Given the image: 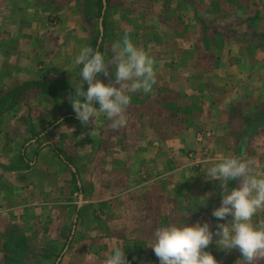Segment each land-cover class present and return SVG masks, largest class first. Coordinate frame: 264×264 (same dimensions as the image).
<instances>
[{"label":"crops","instance_id":"crops-1","mask_svg":"<svg viewBox=\"0 0 264 264\" xmlns=\"http://www.w3.org/2000/svg\"><path fill=\"white\" fill-rule=\"evenodd\" d=\"M259 2L196 3L207 16L212 14L210 20L220 16L216 9H237L225 15L233 17L224 29L222 22L203 19V25H215L209 28L214 34L197 39L193 26L198 18L191 14L190 19L187 11L195 9L191 1L182 4L179 0H101L99 9V0H0V106H13L16 100L8 95L23 83L25 89L20 93L33 88L36 93L31 102L22 99V105L30 106L35 100L39 107L35 115H22L23 124L12 126L11 130H16L11 131L12 138L3 137L0 143V264H64L72 253L78 254V259H70V263L84 264L86 252L94 256L91 251L97 243H84L81 236L96 235L101 228L111 229V223L106 221L105 225L96 218L101 213L97 206L104 207L101 203L116 194L126 192L129 204L128 196L141 189L142 197L137 200H143L144 207L133 208L134 211L126 207V218L142 219L157 213V207L166 208V194L172 195L176 205L206 203L200 205L197 213L204 212L208 205L218 207L219 183L205 178L206 167L210 166L205 161L236 156L249 161L253 171L264 176V60H260L264 50L253 44L244 50L227 45L235 35V22L251 26L252 20L260 19L264 23V2L258 5ZM180 9L186 11L185 18L178 15ZM127 10L136 11L132 16L143 19L139 26H163L151 37L146 33L132 38L135 46L155 59L152 91L176 95L183 90L197 111H183L184 120L189 123L180 126L183 118L179 114L163 113L161 96L152 102H160L154 105L156 109L150 116L157 123L153 125L150 117L138 115V122L127 127L130 129L124 136L108 129L106 139L97 125L99 119L83 125L71 107L80 80L75 56L84 46L98 50L101 39L98 32L93 35L90 26H100L102 34L103 19L106 42L113 45L122 40L126 25L137 23L127 21ZM179 16L191 31L184 34L169 28L176 25ZM205 38L211 46L204 45ZM220 40L226 44L223 50L217 47ZM83 87L86 90L87 84ZM151 92L139 94L140 104L150 98ZM45 108L48 114L44 113ZM4 113L0 108V136L5 126L2 119L7 116ZM237 125L243 128L237 129ZM113 137L117 139L111 140ZM84 179L95 195L105 190L109 193L99 201L87 200V208H94L93 212L84 213L78 201L82 197L78 187ZM73 188L79 192L71 194ZM123 188L126 191L119 192ZM176 205L175 211L166 208L160 215L177 218L180 209ZM112 208L106 210L109 215L101 213L100 217L116 218L118 210ZM85 217L93 218L89 227L83 221ZM253 219L264 221V211ZM18 220L23 225H17ZM134 223L133 219L126 220V232L131 228L133 232L138 230ZM156 225L153 222L150 227ZM16 238L19 243L15 247ZM15 249L20 254L14 258L16 253L10 251ZM91 258L85 263L92 264L94 257ZM232 264L240 263L234 260Z\"/></svg>","mask_w":264,"mask_h":264},{"label":"clouds","instance_id":"clouds-1","mask_svg":"<svg viewBox=\"0 0 264 264\" xmlns=\"http://www.w3.org/2000/svg\"><path fill=\"white\" fill-rule=\"evenodd\" d=\"M111 51L106 60L103 53L89 46L79 50L75 56L79 88L69 101L81 124L88 125L99 112L106 115L111 129L119 130L127 124L125 110L131 101L124 89L150 93L155 83L154 60L126 34L113 43ZM110 65L114 66V80L104 83L98 76H108ZM204 163L210 165L206 167L205 178L218 181L220 188V204L211 211L217 221L214 227L207 220L186 224L185 217L160 224L154 229L149 246L159 264H219L207 250L212 243L224 251L238 250L244 264H254L258 258H264V221L253 219L264 211V176L257 175L249 161L236 156ZM232 181L236 184L229 187ZM102 264H132V261L124 247L116 246Z\"/></svg>","mask_w":264,"mask_h":264},{"label":"rangeland","instance_id":"rangeland-1","mask_svg":"<svg viewBox=\"0 0 264 264\" xmlns=\"http://www.w3.org/2000/svg\"><path fill=\"white\" fill-rule=\"evenodd\" d=\"M170 0H168L169 2ZM186 1H191L195 3V9L194 11L191 10H187L189 12L188 15H190V19H191V14H193L195 17H197V23L194 24L193 26V31H194V35H196L197 39L199 36L203 37H208L211 36L212 34H214V32H211V30H209V28H215V25L213 26H207V25H203V19L206 20H210L212 16V14H210V16H207V12L203 11V9H200L199 6L196 5V3H198L199 5L202 4L204 1L206 0H179L180 3L184 4L186 3ZM210 1V0H207ZM223 2L229 3L231 2L233 5L235 4H239L240 2H254L255 0H221ZM260 1L258 3V5L264 1L262 0H257ZM214 3H217V0H213ZM220 5V3L218 4ZM186 4L183 6L185 7ZM236 12L237 9H235V7H221L220 9H216L217 14H219L220 16L218 18L214 17L212 18L210 21H216V22H222V28L224 29L225 27H227L226 25H230V21L231 19H229L230 17L233 16H229L228 18L225 17V15H227V13L229 12ZM165 12V11H164ZM185 10H178V15H180V13L183 15V18H185L186 14H185ZM206 12V13H205ZM126 14H130L129 16H126L129 20H127L128 22H132V21H136L137 23H135L134 25L131 24H127L126 25V35L130 38V40L132 41L133 37H136V39H138L140 36H144L146 35V33H149V37L152 36V34H155L157 30H161L163 28V26L161 24H154V25H147L145 24L144 26H139V23L141 20H143L142 18H137L136 15L132 16V14H136V11H132L130 12L129 10L126 11ZM175 14V13H174ZM100 15V11L98 13V16ZM260 16V14H259ZM136 17V18H133ZM210 17V18H208ZM223 17V18H222ZM161 18V16H160ZM181 16H179L176 20V25L175 26H171L169 25V28L174 29L176 32H182V33H186L189 30L191 31V27L189 26L188 23H186V20H184ZM135 19V20H134ZM104 20V25L103 26V31L102 34L100 33V26H90V28L93 31V35L96 36L97 32L99 33V39H101L99 45H98V50L103 53L107 58H109L112 54V45L110 43L106 42V30H105V19ZM251 26H243V25H236V22L233 24V29H234V34L237 36L236 39H234V36L229 39V43H227V45H233V48H237V49H242L244 50L245 48H250V47H246L249 46L251 44H253L255 47L257 46L260 50H264V23H262V21L260 19L257 20H252L250 23ZM145 27V29H144ZM230 27H228L229 29ZM140 30H142L140 32ZM235 30H237L235 32ZM116 32H121V30H117ZM244 36V37H243ZM241 37V40H240ZM250 40H246V38H248ZM205 38V43L204 45L206 47L211 46L210 42L208 41V43L206 42ZM224 38H222L223 40ZM220 40L219 42H217L218 46L220 47L222 50L225 49L224 46H226L225 43H223V41ZM111 45V46H110ZM220 45V46H219ZM236 46V47H235ZM205 47H203L204 49ZM95 50V48H94ZM205 51V50H204ZM153 59V58H152ZM154 63H155V59ZM260 60H264V56H260ZM112 67V65L109 66V68ZM114 67V66H113ZM99 79H101L104 83H109L111 80H114V74L109 72L108 76H104L103 74H99L98 76ZM6 91V90H5ZM11 90H9L8 92H10ZM125 93L131 96V101L129 103V105L127 106L126 110H125V118L126 120H130L127 122L126 126L123 128H120L119 130H113L109 127L110 125V121L106 118V115L103 113H99L97 114V120L98 121V127L102 129V133L101 136L106 138V135L108 133H110V131L108 129H111V131H116L118 133V135L121 137V133L122 136H124L123 133H126L127 127H134L135 122H138V118H136L138 115L139 116H147L150 117L154 110L156 109L154 107V105H159V103L157 104H152V102L154 101H159L160 99H164L163 103H162V110L163 113H168L170 114H174V115H180V118H183V121H181L182 123H180V126H183V124L189 123V120H184V114L182 113L183 111H189V112H193V111H197V107L196 105H192L189 103L187 97H186V93L183 92H177L179 94L177 98L175 93H165L163 92L161 95H159V93L156 91H152L151 92V96H149L150 98L148 100H146V102L140 104V100L141 98L139 97L140 93L142 92V90H137L135 92H132L130 90V88H125L124 89ZM36 93V88H33V90H31L30 92L28 91H23L22 93H19L17 96L14 97V99L16 100V102L13 104V106H11L10 104L7 106H0L1 109H3L5 111V115L2 122L5 125L4 126V132L2 133V135L0 136V143L1 141L3 142V137H7V138H12L11 131H16V130H11V127L15 126L19 127L21 124H23L21 121V117L22 115H26L27 117H30L31 115H35V113L38 112L36 105V101L33 100V104L30 106H26L22 105L24 104V102L22 101V99H25L24 101L26 102H31V100L34 98ZM20 95V96H19ZM9 97H12V95H8ZM162 96V98H160ZM168 99V100H165ZM170 101V102H169ZM11 106V107H10ZM50 107H48L49 109ZM45 114L49 113V110H47V108H45ZM131 116V117H128ZM179 117V116H178ZM152 120L150 121V123H152L153 125L155 123H157L155 120H153V117H150ZM55 119V118H53ZM52 119V120H53ZM95 119V123L96 122ZM139 126V125H138ZM48 127V125L46 124L45 128ZM237 129H242L243 127H241V125H237L236 126ZM18 129V128H17ZM49 132V130L47 131V133ZM126 135V134H125ZM38 139H42L41 136L38 137ZM107 139V138H106ZM117 137H113L111 138V140H116ZM120 141V140H119ZM105 148V147H104ZM105 150V149H104ZM111 150V149H110ZM103 152V151H101ZM82 154V152H80ZM17 161H21L19 160V157H17L16 159ZM97 168V167H96ZM98 169V168H97ZM87 180L84 179L82 180V185H80V187H78V189L81 191L82 197H80V199L78 198V201L80 202V208L83 210V212H87L89 210H91L92 212L95 210L94 208H87L88 204L87 200H90L91 198H95V201H99L102 200L103 198H106L109 193L105 191H102L100 193H98V195L96 192H91V186H89L86 182ZM74 190L71 192V194L74 193V191L76 190L77 192L78 189L73 188ZM93 189V188H92ZM126 191L125 188L123 189H119V192H123ZM141 191V189H140ZM138 191V193L134 192L131 193L130 196H128V199L130 200L129 204H126V192L124 193H120V194H116L115 198L113 197L112 199L109 198V201H103L101 203L102 206H97L99 211L103 214L109 215L106 210L109 209H114L113 207H116L118 210V214L117 217L114 219H107L106 217L103 219L100 217V214L98 212V221H101L102 223H105L106 225V221L107 224L109 225L111 223V229H104L101 228L100 232H98L96 235L95 234H88L87 236H85V234H82L81 236V240L82 242H88L89 244H96L97 243V247L95 250H92L91 252L94 253V256H92L90 254L89 251L86 252V256L88 257L87 259H82L84 261V264L86 261H90L92 258L94 257L93 263L92 264H102L103 259L110 254L111 250L116 247V246H120V247H124V251L128 257L129 260L132 261V264H159V261L157 259V257L154 255L152 248L149 246L153 240V233H154V229L155 227H150L152 225V223H156L158 225L160 224H166V223H172V222H178L181 221L184 217V222L186 224H191L197 220L200 221H204L207 220L209 222L210 225H212L214 227L216 221V218L213 219V217L211 216V211L212 208L214 209L215 206L214 204L211 205V207L208 205V209H206L204 212L201 211L199 213H197L198 208L200 207L201 203L197 201H193V202H189L188 205H186V203H180L178 205H176V203L173 202L172 200V195L170 194H166V198L164 199V206L171 211L170 208L175 207V205L180 209L177 211V218H169L167 216L171 215H167L165 214V216H161L160 213H165L167 210L166 208H162V207H157L156 208V212L155 214H152V216L147 215L145 218L142 219H137L136 217H128L126 218V207H128V209H131V211L134 209L133 208H139L140 206L144 207V203L143 200H137L138 197L141 198L142 197V193ZM161 191V190H159ZM112 194H114L113 192H111ZM134 196L136 197V199L134 198ZM171 198V199H170ZM170 201H172V205L170 204ZM139 202V203H138ZM80 209V210H81ZM172 209V210H173ZM130 214L132 216H135L131 213ZM160 211V212H159ZM175 211V209H174ZM84 212V213H85ZM159 212V213H158ZM195 213L194 216H192L190 213ZM137 213V212H136ZM153 213V212H152ZM138 216V215H137ZM187 216V217H186ZM197 217V218H196ZM95 218V219H96ZM92 217L91 218H83L84 222L86 223V227H89L90 222H92ZM104 222H103V220ZM135 220L136 224L138 227V230L133 232L132 228L128 230V232H126V220ZM58 222V221H56ZM101 222H98L99 225L102 224ZM133 222V221H132ZM221 222H226V221H221ZM28 224V223H27ZM113 224V225H112ZM9 225V224H8ZM17 225H23L21 220H18ZM104 224H102L103 226ZM85 229V228H84ZM85 231V230H84ZM1 234V233H0ZM2 235V234H1ZM1 237V236H0ZM79 237V236H78ZM33 239V237H32ZM35 239V238H34ZM1 240V239H0ZM36 240H39V237L37 236ZM2 242V241H1ZM19 243V240L16 238L13 241V245L16 247L18 246L17 244ZM79 243V242H78ZM209 251L212 252V254L214 255V257L219 261V264H232V262L234 260H236L238 263L240 264H244L243 262V258L239 257L240 253L238 250H231V251H224L219 249L214 243L210 244L208 246ZM2 251H0V257L2 256ZM11 253H16L14 256L17 257L20 253L17 249L10 251ZM85 254V253H83ZM78 254H74L73 253L71 255H68L66 258V263L64 262V264H74V263H70V259H72V261H74L73 259L77 258ZM20 258V257H19ZM78 259V258H77ZM19 262V259L18 261ZM75 262V261H74ZM76 264H78L76 262ZM90 264V263H89ZM254 264H264V258H258Z\"/></svg>","mask_w":264,"mask_h":264},{"label":"trees","instance_id":"trees-1","mask_svg":"<svg viewBox=\"0 0 264 264\" xmlns=\"http://www.w3.org/2000/svg\"><path fill=\"white\" fill-rule=\"evenodd\" d=\"M99 3H100L99 4V7H100L99 9H101V0H99ZM98 35H99V33H98ZM24 86H25V84L22 83L19 87H16L15 90L11 91V94H13L12 95V100H14V97L17 96L21 92V90L25 89ZM234 184H235V181L230 182L229 187H234Z\"/></svg>","mask_w":264,"mask_h":264}]
</instances>
